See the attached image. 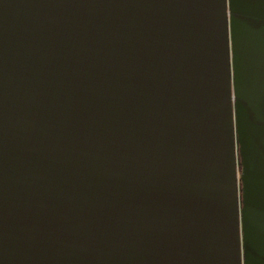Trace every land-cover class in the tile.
<instances>
[{
    "label": "water",
    "instance_id": "95a60500",
    "mask_svg": "<svg viewBox=\"0 0 264 264\" xmlns=\"http://www.w3.org/2000/svg\"><path fill=\"white\" fill-rule=\"evenodd\" d=\"M0 264H264V0H0Z\"/></svg>",
    "mask_w": 264,
    "mask_h": 264
},
{
    "label": "rangeland",
    "instance_id": "374dc122",
    "mask_svg": "<svg viewBox=\"0 0 264 264\" xmlns=\"http://www.w3.org/2000/svg\"><path fill=\"white\" fill-rule=\"evenodd\" d=\"M238 170H239V172H238V173H240V170H241V169H240V167H239V169H238ZM238 175H239V174H238Z\"/></svg>",
    "mask_w": 264,
    "mask_h": 264
}]
</instances>
